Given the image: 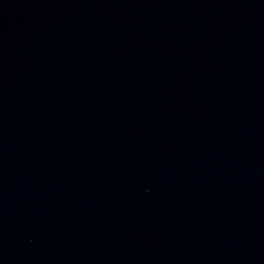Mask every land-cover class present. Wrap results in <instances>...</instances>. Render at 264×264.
<instances>
[{"label":"water","instance_id":"1","mask_svg":"<svg viewBox=\"0 0 264 264\" xmlns=\"http://www.w3.org/2000/svg\"><path fill=\"white\" fill-rule=\"evenodd\" d=\"M0 264H264V0H0Z\"/></svg>","mask_w":264,"mask_h":264}]
</instances>
